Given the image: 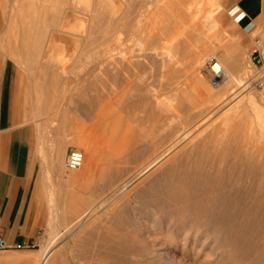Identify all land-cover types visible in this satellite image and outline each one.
I'll return each mask as SVG.
<instances>
[{
    "label": "bare ground",
    "instance_id": "obj_1",
    "mask_svg": "<svg viewBox=\"0 0 264 264\" xmlns=\"http://www.w3.org/2000/svg\"><path fill=\"white\" fill-rule=\"evenodd\" d=\"M78 1L81 3L85 1L86 10L93 16L91 17L87 11L86 13L92 19L96 17V20L97 18L103 20L106 10L112 14L113 18L111 15L106 16L109 19L111 17L114 22L112 23L114 24V45L113 48L105 49V53H113L112 56L111 54L109 56L112 57L115 64L116 81L113 80V83L118 86V88L114 86L115 89L117 88L118 91L124 89L123 85L126 81L132 84L133 81L143 80L148 84V80H144L146 78L144 75L149 73L147 68L154 67L153 74L156 73L157 67L160 70L161 85L159 84V89L153 88L154 82L149 83L152 87L146 89L148 100L145 102L149 108L145 106V102L143 105L147 109L144 106L142 108V104H140L141 108L136 104L134 107V103L131 101L134 107L131 108H136V113L139 109L136 116L138 117L139 114L140 121L144 120L141 117L140 109L150 110L152 119L156 121L155 127H152L154 128L152 132L148 128H144L149 130V132L146 131L149 142L143 141L146 142L143 144L145 146L140 152L135 151L134 153V156L140 159L141 166L131 168L127 172L124 171L126 168H122L121 165L115 167L103 165L107 157L104 159V154L85 137L75 135L71 138L70 135L61 136L62 134L57 137L58 133H55V135L57 134L56 141L52 142L51 146L55 149L56 165L62 170V158H64L66 148L70 143L82 146L86 152L83 153L84 161L80 168L68 169L69 173L66 178L75 183L82 182L83 186H91L95 180H99L101 195L104 197L97 207H88L78 214L70 224L65 226L64 232L55 233L51 242L41 250L25 255L13 252L0 254V264L57 263L62 252L59 247L55 246L59 238L75 224L96 211L102 212L104 217L110 218L109 222L105 224L104 235L97 238L99 243L101 241L100 247H97L100 253L98 255L103 256L98 257L107 258L111 261L110 264H130L132 261L133 264H264V110L258 105L254 93L246 97L248 81L245 82L244 76L248 79L249 77L246 75L247 70L237 71L241 67L237 69L236 59L233 61L230 54H225L223 60L213 61L210 65L211 69L207 70L205 69L207 60L204 56L213 50L207 48L206 52H198V48L204 49L208 32L212 35V29L217 30V35L225 33L213 14L215 11H220L221 5L218 0H107L104 2L101 0L99 9L92 4L91 0ZM255 1L258 2V0ZM15 2L18 3V1ZM25 2L32 5L36 1ZM25 2L24 4L28 7L25 8L27 13L21 14L20 19H24V21L30 19L37 21L38 19V22L41 21H39L40 18L44 19V22L48 18L51 19V16L48 17L45 13L43 15L38 13L46 11V8L38 9L37 4L33 3L32 7ZM42 4H39V7ZM18 7L20 8L21 5ZM96 11H99L98 14ZM89 16L85 14L87 19ZM196 18H200L201 21L198 20L200 23L197 22L195 26L193 23ZM31 21L28 22L31 23ZM28 22L23 24L27 27L26 29L15 31V38L23 37L26 41L20 44L22 45L21 50L33 54L41 48L40 41L46 37L47 31L45 28L38 29L37 23L32 25ZM92 25L94 24L92 23ZM240 25L238 23V26ZM213 34L214 37L215 33ZM33 35L37 36V39H34L35 44H32ZM216 37L215 40L219 43V37ZM222 37L225 40L224 35ZM223 39L222 41H224ZM232 40L231 38L229 41ZM199 43L202 47L199 46ZM229 43L227 42V44ZM214 45L213 47H215ZM229 46L232 48L231 45ZM222 47L224 46L222 45ZM235 47H239V45ZM228 50L232 55L231 49ZM84 54L86 53L84 52ZM88 57L92 58L90 55ZM208 57L211 56L208 55ZM103 59L105 60V58ZM211 59L213 60V58ZM135 68L142 70L143 72H140L143 75L138 73L134 74L135 76L132 75L134 70L133 73L130 70ZM150 76L149 80L153 78ZM212 83L217 85L218 90L212 88ZM135 84L137 85V83ZM130 91L126 90L124 94L126 92L130 94L132 92ZM136 91L135 94L142 92ZM122 93L119 92L118 94L121 95L118 97H121ZM125 97L129 99V97ZM122 98H119L118 101L124 100ZM137 99L141 100L140 97ZM129 100L126 102L130 103ZM142 102L140 101V103ZM117 105L118 103L116 104L117 109L114 107L117 110L115 113L120 114L119 109L122 108L123 111L125 106L120 105L121 108H119ZM91 106L93 105L91 104ZM143 110L142 113L145 115L147 111L143 112ZM128 111L127 115L135 114L134 110L132 113H130V109ZM99 114L103 115L101 113L97 115ZM106 114L104 119H108ZM133 117L137 118L135 115ZM102 118L100 117L98 120ZM117 120L121 122L120 118ZM113 121L114 126L117 127L115 120ZM140 121L138 120L139 123ZM122 122H124L123 119ZM122 124L124 125V123ZM122 124H118L116 130L112 127L116 133L115 139L119 138L120 133H124L126 123L124 126ZM135 124L139 126L137 123ZM106 129L108 130L105 128L104 131ZM112 129H110L111 132ZM140 130L142 129L140 128ZM140 130L138 131L140 132ZM111 132L109 136H111ZM134 132L128 130V134ZM105 134L102 136L106 138ZM140 135L144 134L140 132ZM42 139L40 136V140ZM40 140L39 150L43 146ZM91 140L94 141V139ZM137 147L139 146L135 148ZM130 150L128 151L130 152ZM133 151L131 150L129 155L132 153L133 156ZM108 156L110 155L108 154ZM130 157L131 160L127 158V161L132 163L133 157ZM119 160L116 159L115 163L122 161ZM147 174L149 176L146 178ZM114 179L116 183L124 180L118 185ZM127 187L132 188L128 194L121 197V200L123 202L135 200L138 205L136 204L137 206L133 207V210L123 209L117 205L116 209H112V211L109 205ZM101 231L103 230L101 229ZM128 233L134 235L135 238L141 237L143 241H136L137 238L131 241L126 237ZM121 235L123 238L116 241L115 238ZM79 238L81 237L79 236ZM87 249L85 250L87 251Z\"/></svg>",
    "mask_w": 264,
    "mask_h": 264
},
{
    "label": "rangeland",
    "instance_id": "obj_2",
    "mask_svg": "<svg viewBox=\"0 0 264 264\" xmlns=\"http://www.w3.org/2000/svg\"><path fill=\"white\" fill-rule=\"evenodd\" d=\"M15 1H18L19 4L16 3ZM21 1L22 0H0V35L2 33V35L0 36V64L4 65V63L7 62V66L12 73V79L16 80L17 84H19L18 91H19L20 103L22 107L26 110V112H28V120L30 122L29 126L32 127L33 132H34V140H33L34 146H33V152H32L33 161L39 162L45 165L47 169H50V163H51L55 169L51 173L50 171L43 173L46 179L45 183L46 181H49V183L53 184V187H51L50 189L45 187L47 188V190H49L48 194L50 196L49 197L50 199V203H49L50 220H49L48 226L43 230L40 240L34 246H31L30 248H27L24 250H14V249H11L8 251L0 250V254L13 252V253L25 255L29 253H36L37 251L44 248V246H47V244L51 242V240L55 237V233L64 232L65 226L70 224L78 216V214H80L82 211H84L88 207H97L100 201L102 200V198L104 197L101 195V188H100L99 180L97 181L95 180L91 186H83L82 182H78L79 183L78 184L77 182L75 183L74 181H69L66 178V175L69 173L66 167L67 157L71 150H77V151H81L82 153H86L85 149L82 146L80 147L79 145L77 144L74 145L73 143H70L68 145V148H66V152L63 156L64 158H62V165H63L62 170L58 172V169H56V166H55L56 163L54 160L55 158L54 150L55 149L53 146H51L53 144L52 142L56 141L57 134L55 135V133H58L57 137L60 136L61 134H62L61 136L70 135L71 138H73L75 135L85 137L89 142L93 143L99 151H101L104 154V159L107 157L103 165L110 166V167L121 165L122 168L123 167L126 168L124 170L126 172L128 170H131V168L140 167L141 166L140 159L136 158V156H134L135 155L134 153L135 151L140 152L141 149L145 146V145L143 146V144H146L147 141L149 142L147 133L149 132V130H151L150 132H152V129H154L152 127H155L156 121H154L155 119L154 120L152 119V116L149 112L150 110L144 111L143 109H140L141 110L140 114H141V117L144 118V120L141 118L142 120L140 121L139 114H138L139 118L136 116V114L139 113V109H137L138 112L136 113V108L135 109L133 108L135 107V104L139 106L140 108L141 106L143 108L144 102L148 100V96L146 94V89L148 87H152L153 85V88L159 89L161 85V81H160L161 77L159 76L161 75V73H160V70H158V67L156 68V71L154 69V71L156 72L155 74H153L152 72L154 67L152 69L147 68V72L149 73H146L147 75L145 74L144 78L148 77V79L146 78L145 79L143 78V79L146 81L148 80V84L144 82L143 80L140 82L137 80L133 81L132 84L126 81L127 85L125 83L123 85L124 89L122 90L124 91L131 90L132 92H134L132 93L130 91L133 94V96L134 95L136 96V97L134 96L135 98L132 96L131 93L129 94L128 92H126L127 94L126 95L124 94L125 93L124 91L122 90L118 91L117 84L113 83V80L114 82L116 81L115 79L116 70L114 67L115 64L111 57L113 53H109L111 54V56H109L108 53L107 54L105 53L106 52L105 49L111 48V47L113 48V45H114V35H113L114 24H112L114 22L111 19L112 14H109L108 10H106L105 18L103 17L104 18L103 19L104 21H103L102 18H97V20H96V17H94L93 19L90 18L88 14H90L91 17L93 15L90 12L88 13V11L86 10L85 1L81 3L78 0H46V1H49L46 3L45 0L43 1L34 0L36 2H33V3L35 5L37 4L36 6L38 9H43V8L47 9L46 10L47 13L46 11L44 12L39 11L38 13L40 15L41 13L42 15L45 13L48 15V17L51 16V19L48 18L47 19L48 21L45 20V22L47 21L46 23L44 22V19L42 18L39 19V21L41 20L40 22H38V19L37 21L33 19L24 21V19H20V15L27 13L26 9L28 7L26 4H24V2L28 0H23L22 1L23 3ZM93 1H95L96 3ZM104 1H107V0H103L102 2ZM41 2L44 4V6ZM91 2L94 6L98 7V9L99 7L101 8V0L100 1L91 0ZM218 2L221 5L220 11H215L213 14H214V18L217 19L218 22H220V24L223 27V30H225L223 31V33L225 32L226 36L224 33L223 34L225 38L224 40L222 37L223 35L221 34L217 35L218 34L217 30L212 29L213 31V32L211 31L212 35L209 34L208 32V38L206 40L207 42L205 46H203L204 49L198 48L199 53H203L205 49L206 51L208 49L213 50V51H210L207 54V56L206 55L204 56L205 60H207L205 63L206 65L205 69L210 70L211 69L210 65L213 61H217V60L221 61L226 56L225 54H230L229 56L232 58V60L236 59L235 61L238 62L237 69L238 67H241V68L243 67L242 69L239 68L237 71L247 70L246 75L247 77H249V79L244 76L245 82L248 81V84H247L248 90L246 89L245 91V94H247L246 97H248L249 94L254 93L256 95L258 105L264 110V84H263L264 83V25L256 26L254 23H251L252 22L251 20L246 24L245 19H248L249 16L247 15L245 16V12H244V9H246L247 7V13L248 15H250V13H252L254 9L257 7L258 2L255 0H220V1L218 0ZM33 3L32 5L29 2L27 4L33 7ZM39 4H42V6L39 7ZM19 5H21L20 8L18 7ZM102 6L104 8V4ZM17 8H19L21 11L19 12V9ZM76 8L77 9L79 8L78 11L79 10L80 11L78 12ZM240 8L242 10H240ZM86 11L88 14L86 13ZM98 12L96 11V14H98ZM85 14L86 16H89L88 19L87 17H85ZM78 15L80 16V19ZM106 15L108 16L111 15L110 19L107 18L108 16ZM75 18L78 20H76ZM198 20H200V18L199 19L196 18L193 24L195 25L197 24V22L200 23L201 20L200 21ZM235 20L239 24H241L240 25L241 27L238 26V23ZM28 21H31V23ZM26 22L32 25L33 23L34 25L37 23V25H39L38 29L45 28L47 31L46 37H44L42 41H40L41 48H39L38 50L39 52L37 51L38 54L35 52L36 54L33 53V54H30L31 56L28 55L29 62L31 64L30 66H27L26 64H24V61L20 59V55L18 53L22 51L21 50L22 45L20 44L24 43L26 40L23 37H19L18 39L15 38V31L17 29L23 30L27 28L23 26V24L24 23L26 24ZM51 22L53 23L55 22L56 24L54 25ZM92 23L94 25H92ZM98 23L100 24V26ZM42 26H45V27H42ZM213 33H215L214 37H213L214 35ZM33 36L34 38L32 37L33 38L32 44H35V40L37 39L36 38L37 36L36 35H33ZM215 37L216 38L219 37L218 41L220 40L222 44L220 43V41L218 43L215 40ZM227 38H229V40L232 38L233 40L230 42L229 40H226ZM222 39L224 41H222ZM227 42L228 43L230 42V43L227 44ZM233 42L234 43L236 42L235 44L237 46L239 45V47L241 48L235 47L236 45L234 44L235 45L234 46L232 44ZM213 44H215L214 45L215 47H213ZM222 45L224 47H222ZM226 45L228 46V48ZM229 45H231L232 48H230ZM199 46L202 47L200 43H199ZM221 47L224 49H222ZM234 47L236 51L233 49ZM228 49H231L233 56L235 53H238V54H235V56L233 57L231 55V52H229L230 50ZM84 52L88 56L90 55V57L92 58H89L86 54H84ZM208 55H210L211 57H208ZM108 57H111V58H108ZM103 58H105V60ZM211 58H213V60ZM133 70H134V73L132 72ZM130 71L133 73V74L131 73L132 75L137 74V73L139 75L140 74L143 75L142 73L143 71L138 70L137 68L132 69ZM150 75H152L153 78ZM154 75H156L157 78ZM149 76L150 78H152L150 79L151 81L149 80ZM153 79L156 81H154ZM152 82H154L152 85L149 84ZM37 83L42 84L44 96L48 99L47 104H46L47 109L43 112V114H39V115H36L37 109L35 107L36 106L35 105L36 104L35 94H36V84ZM135 83H137V85ZM129 85L130 87L132 86L131 89ZM148 85H151V86H148ZM157 85L159 86L157 87ZM211 85L214 90L216 89L218 90V87L217 85H215V83H212ZM114 86H116L117 88L115 89ZM140 88H143L144 90L143 89L141 90ZM138 90L142 92L135 94V91L138 92ZM119 92H123L121 97H118L121 95V94L120 95L118 94ZM142 93L144 94L142 95ZM138 94H141V95L139 96ZM125 96L129 97V99H132V98L134 99L129 100ZM137 97L138 98L140 97L141 100L137 99ZM119 98H122L125 101L124 100L118 101ZM116 100L118 103L117 107L121 108L122 105L125 106V108H123L125 110L122 111V108L119 109V111L122 112V113L119 112L120 114L115 113V111H117L116 110L117 103H115ZM128 100L130 101V103L126 102ZM131 101L134 103V107ZM137 101L139 102L138 104H137ZM140 101H143V102L140 103ZM50 103H52L51 104L52 107ZM145 103H146L145 106H147V102ZM91 104L93 106H91ZM140 104L142 105L140 106ZM145 106L144 108L147 109L148 106L147 107ZM129 109L131 110L130 113H132L134 110L135 114L132 113V115L133 116L135 115V117H137L135 118L136 122L134 123H133V121L135 120L134 117L132 115L126 114ZM142 110L143 112L147 111V113H145V115L147 114V116H145L144 113H142ZM104 112L107 113L106 118L108 119H104L105 118ZM31 113L33 116L32 120H31ZM98 113H101V114L104 113V114L97 115ZM116 114L118 115L116 116ZM128 114H129V111H128ZM128 116H132V117L130 118ZM100 117H103V118L101 120H98L100 119ZM118 117L120 118L121 122H118L117 120L119 119ZM145 117L147 118L151 117L149 119H152V120H149ZM122 119L124 122H122ZM113 120H115V124L117 125V127L119 126L118 124L124 123L125 125L126 123L125 128L123 127L124 125L122 124L123 125L122 127L125 129L124 133L123 134L120 133L118 135L119 138L116 137V139L114 138L116 134L114 130H116L117 127L114 126ZM138 120L140 121V123L138 122ZM100 122H102L103 124L102 123L100 124ZM135 123H137L140 127L137 126ZM112 127L113 129L114 128L115 129L113 130ZM97 128L102 133H100L99 131L96 132V130H98ZM105 128H108V130L106 129V131H104ZM140 128L142 130L144 128L145 129L148 128L149 130L144 129L142 132ZM110 129H112L113 131L111 132ZM128 130L129 132L130 130L132 132L135 131L133 133L135 135L131 133H129L131 134L129 135ZM138 130H140L141 134H144V135H140V132ZM109 131L112 133L111 136H109L110 135ZM104 134L107 135L106 138L102 136ZM39 135L41 136V138H43L42 140H40V142H41V145L44 146V147L42 146V149L40 148V150L38 147ZM67 137L70 138L69 136ZM88 137L90 138V140ZM145 137L147 140L145 139ZM143 138L145 140H142ZM91 139H94V141H92ZM143 141H146V142L144 143ZM102 143L103 144L106 143V145L103 146ZM134 146L135 147L139 146V147L135 148ZM130 149L132 151L134 149L133 151L134 157L132 156V153L131 155H129L131 152ZM128 150H130V152ZM108 154L110 156H108ZM128 155L129 157L130 156L133 157V158L130 157L133 160L132 163L131 161L129 162L127 161L129 159ZM122 156L123 158H121ZM116 159L117 160L121 159L122 161L119 160L121 161L120 162L121 164L120 163L116 164L115 163ZM138 164L139 166H136ZM149 174H147L145 177L147 178ZM123 180L124 179H122L120 182H122ZM114 182L116 183L115 179H114ZM120 182L118 183L120 184ZM131 188L132 187L125 188V190L120 194V196L111 202V204L109 205V208L111 210L116 209V206L120 205L123 209L133 210V207H136L138 205L135 200H132L133 202L132 201L123 202L121 200V197H124L126 194H128ZM97 193H99L100 195L99 194L97 195ZM109 220L110 218L108 219L106 216L104 217L102 212L96 211L95 213H91L90 215L85 217V219L75 224L74 227H72L69 231H66L64 235L62 236L63 238L62 237L59 238V240L57 241L55 245L57 248L59 247L60 251H62L61 256L59 258L60 260H58V262L55 264H110L111 261H109L107 258L104 257L108 261L98 257V256L100 257H103V256L98 255L100 253L97 249V247H100L99 244L101 243V241L100 243L97 241V238H99V236L102 237L104 235V230L106 228L105 224L108 223ZM101 229L103 231H101ZM130 230L132 229L130 228ZM79 236L81 238H79ZM126 237L129 238L131 241L137 238V237L135 238L134 235H132L131 233L130 235L128 233ZM120 238H123V236L121 235L119 237H116L115 240L116 241L121 240ZM136 241H143V240L141 237H138ZM86 248H88L87 251L85 250ZM137 258L139 259V257H136V259ZM139 261L141 262L142 260H139ZM130 264H133V261ZM139 264H142V263H139Z\"/></svg>",
    "mask_w": 264,
    "mask_h": 264
},
{
    "label": "crops",
    "instance_id": "obj_3",
    "mask_svg": "<svg viewBox=\"0 0 264 264\" xmlns=\"http://www.w3.org/2000/svg\"><path fill=\"white\" fill-rule=\"evenodd\" d=\"M244 12L245 16H249L245 19L246 24L251 20L256 26L264 25V0H258L257 7L250 15L247 7ZM21 52L20 59L30 66L28 53L23 50ZM2 65L0 64V238L10 244L34 246L50 220V196L47 188L50 189L53 184L49 181L45 183L43 173H51L55 169L51 163L50 169H47L45 165L33 161L34 132L29 126L28 112L20 103L19 84L12 79L7 62ZM42 87V84H36V115L43 114L48 100ZM32 117L31 113V120ZM39 140L40 135L38 146ZM55 166L60 172L61 169Z\"/></svg>",
    "mask_w": 264,
    "mask_h": 264
},
{
    "label": "built area",
    "instance_id": "obj_4",
    "mask_svg": "<svg viewBox=\"0 0 264 264\" xmlns=\"http://www.w3.org/2000/svg\"><path fill=\"white\" fill-rule=\"evenodd\" d=\"M83 161H84V154L81 151L71 150L66 160V167L69 170L78 169L81 167ZM30 247L31 245L10 244L0 238V250L3 251H8L11 249L24 250Z\"/></svg>",
    "mask_w": 264,
    "mask_h": 264
},
{
    "label": "clouds",
    "instance_id": "obj_5",
    "mask_svg": "<svg viewBox=\"0 0 264 264\" xmlns=\"http://www.w3.org/2000/svg\"><path fill=\"white\" fill-rule=\"evenodd\" d=\"M243 15V14H242Z\"/></svg>",
    "mask_w": 264,
    "mask_h": 264
}]
</instances>
